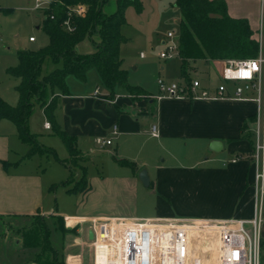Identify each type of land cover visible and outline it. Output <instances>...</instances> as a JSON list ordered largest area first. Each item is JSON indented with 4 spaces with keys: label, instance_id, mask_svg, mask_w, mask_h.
<instances>
[{
    "label": "crops",
    "instance_id": "1",
    "mask_svg": "<svg viewBox=\"0 0 264 264\" xmlns=\"http://www.w3.org/2000/svg\"><path fill=\"white\" fill-rule=\"evenodd\" d=\"M224 1L231 17L246 18L251 29L256 31L261 11L260 0ZM199 61L203 60L196 62ZM194 64L196 63H191L190 67ZM208 65L210 71L208 73L205 71V75L209 77L200 81L203 86L213 88L216 85L212 82L217 79L219 84L220 80L215 65L212 62ZM159 71L155 83L158 77L166 80L175 78L161 75L166 73L165 66H160ZM133 86H139L150 96L157 93L150 92L139 84ZM227 87L231 94L232 84L227 83ZM96 88L98 87L88 92L74 94L69 92L67 95H61L55 111L56 121L69 136L76 139L77 149L85 158L84 165L95 153L110 152L108 147L113 146L111 154L114 160L117 162L125 160L134 166L129 176L133 187L137 188L140 182L139 173L143 168L146 169L149 177L147 187L155 194L157 207L152 215L140 218H182L195 222H213L247 220L252 217L257 193L250 139L255 145L257 138H264V111L261 104L253 99L153 98L145 103L136 101L126 91L114 95L113 98L100 95L99 88L95 94ZM247 95L250 98L255 97L254 92H248ZM40 112L44 120H47L41 108ZM43 122L40 130L50 131L43 127ZM153 126L156 136L151 134ZM29 128L37 138L42 134L33 126L29 125ZM144 135L147 140L153 139L157 146L167 150H173L175 147L183 149L178 161L172 160L169 165L153 163V172L149 173L148 164L138 163L132 153L139 145L141 149L146 148ZM96 137L110 139L111 144L98 146L94 142ZM213 141L222 144L219 151L210 149ZM27 150L28 146L19 139L14 124L7 119H0V218L24 219L25 216L36 213L45 216L53 214L51 209L43 204L41 180L37 164L33 162V158L39 154L27 158ZM170 156L174 158L172 153ZM234 158L236 160L232 161ZM116 180L120 187L122 180L119 178ZM262 197L261 210L264 217V186ZM169 198L173 201L167 204L165 199ZM169 205L173 212L168 210ZM67 216L62 215L65 227L77 228L78 242L81 243L90 242L86 218L108 216L137 218L135 215L124 213ZM6 228L4 230H7ZM70 236L69 232L64 234V240L68 243L66 263L79 264L80 254L75 253L76 249L71 246L76 240L73 238L71 240ZM261 237L264 240V220ZM3 241L11 245L9 240ZM208 242L206 241V247L212 246V244L208 246ZM18 244L19 240H14L13 246Z\"/></svg>",
    "mask_w": 264,
    "mask_h": 264
},
{
    "label": "rangeland",
    "instance_id": "2",
    "mask_svg": "<svg viewBox=\"0 0 264 264\" xmlns=\"http://www.w3.org/2000/svg\"><path fill=\"white\" fill-rule=\"evenodd\" d=\"M139 1L142 4L140 12H137L134 6H128L125 9L126 23L121 28V33L125 37V42L120 46L121 67L127 71L128 84H139L154 93L157 92L155 78L160 72V66L166 67V73H161V75L175 77L173 79L167 78V81L180 79L179 58L173 54L172 58L163 60L160 59L159 54L166 49L167 45L177 46L181 14L174 5V0ZM29 4L30 0H0V98L12 106L17 103L18 99L15 90L18 79L9 75L6 69L17 64L16 51L18 49H38L48 42V37L42 28H37L41 20L40 15L22 9ZM5 8L9 9L8 13L3 11ZM114 9L115 0H109L105 11L112 12ZM167 32H173L172 40H167ZM29 36H34L36 41L29 42ZM76 49L78 52L88 53L94 48L90 41L85 39L77 45ZM195 63L189 67L190 77L202 81L209 77L205 75V71L207 73L210 71L208 63L204 61L198 63L195 61ZM60 66L61 63H53L50 59H46L42 66V73L45 74ZM163 79L166 80V78ZM212 83L217 85L218 80L215 79ZM66 84L68 91L72 94L88 92L96 86L100 90V95L104 96L109 93L107 88L101 84L98 71L95 68L86 71L84 81L79 80L74 75H68ZM124 91V89L116 87L114 95ZM150 98L148 94L135 96L136 101L145 103ZM261 108L264 111V102L261 103ZM43 121L40 107L35 105L29 116V125L42 132L38 135L40 143L52 148L58 160L66 161V164H63L49 154L37 155L33 158V162L37 164V172L41 180L40 191L43 204L53 213L48 216L44 215L50 229V241L59 250V254H61L59 256L67 264L65 254L68 251V243L64 240V235L58 227V216L73 217L78 214L124 213L140 218L155 212L157 198L152 190L145 187L141 182L138 183L137 188L133 187V184L131 185L129 176L132 169L130 166L119 164L114 160L111 154L113 146L108 147L110 152L95 153L90 160L86 161L87 191L82 193L67 192L66 187L61 183L70 176L68 165L75 171L73 178L77 180L80 174L79 167L84 165V162L77 160L68 163V153L61 139L50 131L40 130ZM259 133L261 136L260 131ZM143 139H145L146 148L141 149L139 145L132 150V153L137 158L138 163L146 162L148 164L149 173L153 172V163L169 165L172 160V162L178 161L183 151L178 147L167 150L162 146H157L155 140H147L146 135ZM170 153L174 155L173 159ZM142 170L146 169L143 168ZM116 178L122 180L120 187L116 183L118 182ZM171 200V198L165 199V202L169 204ZM257 202L258 206L262 208L263 197L255 198V204ZM168 210L173 212L170 205ZM261 214L263 223L262 210ZM233 221L235 220L195 222L197 227L190 228L189 231V255L191 256L190 259L192 258L189 264H220L218 259L214 257L217 254L216 247L219 240V231L215 227L223 222L231 225L234 224ZM26 222H28L26 219L0 218V264H32L31 261H28L33 254L32 250L20 247V242L18 246H13L14 240H19L17 239L19 235L14 232V229ZM5 227L7 230H4ZM69 233L71 240L72 238L76 240L72 242L73 245L71 246L76 249L75 253L80 254L79 264H93L91 243L88 241L78 242L77 228ZM4 239L9 240L11 245L5 244ZM261 240H263L262 237ZM206 241H209L208 246L209 244L212 246L206 247ZM191 242H193L192 245ZM260 264H264V247H261Z\"/></svg>",
    "mask_w": 264,
    "mask_h": 264
},
{
    "label": "trees",
    "instance_id": "3",
    "mask_svg": "<svg viewBox=\"0 0 264 264\" xmlns=\"http://www.w3.org/2000/svg\"><path fill=\"white\" fill-rule=\"evenodd\" d=\"M67 3H83L87 10L83 17L75 18L76 26L72 33L65 32L60 25L63 13L58 11L54 20L47 19L42 30L48 37L46 45L38 49H18L17 64L6 69V72L17 78L15 85L17 103L12 106L0 98V119L11 121L19 139L28 146L26 157L35 154H49L57 159L55 151L42 145L37 135L29 128V116L35 105H38L50 123V131L57 135L69 154L68 163L84 161L85 158L77 149L76 139L69 136L58 124L55 117L58 100L61 95L69 94L66 77L74 75L85 80L86 71L95 68L101 84L107 88L106 97L113 98L116 87L124 89L132 98L136 95H147L139 86L127 82V71L121 67L120 46L125 42L121 33L126 23L125 9L134 6L137 12L142 10L139 0H115V9L106 12L109 0H65ZM179 9V38L177 57L180 60L181 80L189 82L188 73L191 63L203 60L216 65L226 59H245L256 57L259 45L255 31L251 29L246 18H234L227 12L224 0H174ZM8 13L9 9H3ZM88 39L93 51L78 52L76 47ZM46 59L53 63H61L51 71L43 74L42 66ZM254 150V142L250 139ZM58 160V159H57ZM66 164L64 160H58ZM122 165L133 168L131 162L119 160ZM70 176L62 182L69 193L87 191L86 166L79 167V178L68 165ZM52 188V187H51ZM28 222L14 229L19 235L20 247L33 251L32 264H65L59 250L50 241V229L44 215L36 213L25 216ZM57 224L62 234L74 231L65 227L62 216L57 217ZM264 241L260 240V249ZM60 255V256H59ZM261 260V254H260Z\"/></svg>",
    "mask_w": 264,
    "mask_h": 264
},
{
    "label": "built area",
    "instance_id": "4",
    "mask_svg": "<svg viewBox=\"0 0 264 264\" xmlns=\"http://www.w3.org/2000/svg\"><path fill=\"white\" fill-rule=\"evenodd\" d=\"M261 11L255 31L259 45L256 57L245 59H226L215 67L220 83L209 88L203 86L198 78L167 81L161 77L156 79L157 93L150 96L156 100L188 99V100H249L258 104L264 102V0H260ZM26 12L40 15L42 28L45 20H54L58 11L63 13L61 28L72 33L76 26L74 19L83 17L87 7L83 3H67L65 0H30V4L22 8ZM173 32H167V40H172ZM1 40V37H0ZM29 42L36 41L34 36ZM178 45V44H177ZM177 57V46L167 45L159 54L166 60ZM227 83L232 84L231 94ZM98 93V88L95 89ZM256 92L254 98L247 93ZM43 127L50 129V123L44 120ZM115 129V127H114ZM114 134V133H113ZM151 134L156 136L155 126ZM98 146L110 145L111 140L96 137ZM255 167V187L257 198L263 196L264 186V138L258 139L252 153ZM234 158L232 161H235ZM88 231H92L93 264H189V231L196 223L182 218H122L116 216L86 218ZM234 224L222 223L215 228L219 231L217 254L214 255L220 264H260V240L262 214L258 202L255 204L250 219H239ZM212 227V226H211ZM214 228V227H213ZM192 264V263H191Z\"/></svg>",
    "mask_w": 264,
    "mask_h": 264
},
{
    "label": "water",
    "instance_id": "5",
    "mask_svg": "<svg viewBox=\"0 0 264 264\" xmlns=\"http://www.w3.org/2000/svg\"><path fill=\"white\" fill-rule=\"evenodd\" d=\"M222 148V144L219 142V141H213L211 142V145H210V149L212 151H219V149ZM139 180L140 182L145 186H149V177L147 175V172L145 170H142L140 173H139ZM92 237H93V234H92V231H88V239L89 240H92Z\"/></svg>",
    "mask_w": 264,
    "mask_h": 264
},
{
    "label": "bare ground",
    "instance_id": "6",
    "mask_svg": "<svg viewBox=\"0 0 264 264\" xmlns=\"http://www.w3.org/2000/svg\"><path fill=\"white\" fill-rule=\"evenodd\" d=\"M218 230V229H217Z\"/></svg>",
    "mask_w": 264,
    "mask_h": 264
}]
</instances>
